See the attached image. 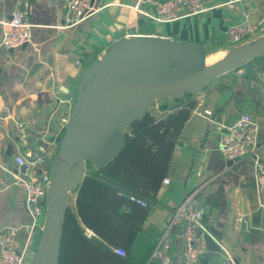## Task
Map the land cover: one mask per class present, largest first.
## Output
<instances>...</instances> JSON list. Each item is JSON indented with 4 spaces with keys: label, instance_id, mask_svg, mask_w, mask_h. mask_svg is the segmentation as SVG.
I'll use <instances>...</instances> for the list:
<instances>
[{
    "label": "crops",
    "instance_id": "1",
    "mask_svg": "<svg viewBox=\"0 0 264 264\" xmlns=\"http://www.w3.org/2000/svg\"><path fill=\"white\" fill-rule=\"evenodd\" d=\"M20 0H0V20L8 18ZM203 9L174 20H151L133 8V0H94L100 9L77 24L64 26L67 0H28L32 38L17 48L0 44V233L9 228L15 234L8 242L22 252L24 264H33L44 218L31 226L24 202V188L16 174L22 166L14 158L42 146L57 153L67 118L77 92L85 89L84 68L111 49L113 42L138 35H158L172 41L202 44L206 58L229 44L224 35L230 24L244 20L264 24V0H248L237 9L221 5L225 0H201ZM257 37V38H256ZM264 35H249L245 47ZM1 40V33H0ZM264 68V56L213 78L194 92L196 105L185 121L174 147L167 174L150 203L139 231L131 244L127 264H149L144 258L160 231L169 226L176 206L191 192L205 212L204 222L220 246V252L207 250V264H223L227 252L238 264H264V174L252 158L234 160L218 148V124L231 122L248 112L257 124L258 153L264 159V89L250 80ZM166 95L153 101L148 110L161 117L176 107ZM208 109L198 115L195 110ZM23 124L25 140L9 137L14 124ZM128 127H124L123 131ZM91 163L77 176L78 183ZM26 168L25 171H27ZM76 193L71 190L74 207ZM241 211L248 229H234V215ZM251 227L257 232H249ZM88 234L92 232L86 229ZM171 264H181L184 242L181 224L169 229ZM198 264H201L200 262Z\"/></svg>",
    "mask_w": 264,
    "mask_h": 264
},
{
    "label": "water",
    "instance_id": "2",
    "mask_svg": "<svg viewBox=\"0 0 264 264\" xmlns=\"http://www.w3.org/2000/svg\"><path fill=\"white\" fill-rule=\"evenodd\" d=\"M202 44L172 41L158 35H138L115 41L108 52L88 64L82 86L50 169L44 223L33 264H58L61 223L68 202V182L91 163L99 169L123 144V128L142 118L156 99H181L197 92L213 78L264 55V39L257 40L219 62L206 66ZM227 159V165H233ZM22 165L21 171H25ZM254 227L249 232H257ZM207 250L220 246L206 237ZM207 264V257L199 259ZM239 261L235 260V264Z\"/></svg>",
    "mask_w": 264,
    "mask_h": 264
},
{
    "label": "built area",
    "instance_id": "3",
    "mask_svg": "<svg viewBox=\"0 0 264 264\" xmlns=\"http://www.w3.org/2000/svg\"><path fill=\"white\" fill-rule=\"evenodd\" d=\"M63 14L64 26L79 23L84 18L97 12L100 7L94 0H67ZM248 0H225L221 5L229 10L237 9ZM133 8L141 15L151 20H174L187 14H193L203 9L201 0H133ZM248 12H244V20L230 24L224 38L229 44H239L252 34L257 26L248 21ZM0 44L4 48H17L31 40V22L29 19L28 0L18 1L10 11L9 17L0 20ZM250 85L257 90L264 89V68L257 72V77L250 80ZM198 115L210 114L208 109L195 110ZM220 131L218 148L228 158L241 160L252 158L259 173L264 174V159L258 153L257 124L248 112L239 114L231 122L218 124ZM26 129L20 122L14 124L9 137L12 140H25ZM36 152L27 155L17 154L14 158L18 166L26 165L27 171L21 175L16 174L24 188V202L30 217L31 226L37 225L39 216L45 217L46 194L50 182V169L53 156L42 146ZM26 170V169H25ZM163 178V182H167ZM145 205L143 200H138ZM177 208L174 209L170 225L160 231L148 257L149 264H171V243L169 229L172 224H181L184 242L181 264H198L199 259L206 254V237L213 238L210 227L204 222L205 212L200 207L196 191L189 193ZM248 220L244 213L237 212L233 218L234 229H248ZM15 234L14 228L0 233V264H24L22 252L8 245ZM114 251L120 255L124 249L115 247ZM223 264H235L234 259L225 252Z\"/></svg>",
    "mask_w": 264,
    "mask_h": 264
},
{
    "label": "trees",
    "instance_id": "4",
    "mask_svg": "<svg viewBox=\"0 0 264 264\" xmlns=\"http://www.w3.org/2000/svg\"><path fill=\"white\" fill-rule=\"evenodd\" d=\"M257 57L241 66L252 64ZM193 94L174 99L176 107L161 117L147 109L123 131L120 151L105 166L87 168L72 189L76 193L74 207L68 204L65 209L58 264H127L131 244L196 105ZM120 246L123 255L114 251Z\"/></svg>",
    "mask_w": 264,
    "mask_h": 264
},
{
    "label": "rangeland",
    "instance_id": "5",
    "mask_svg": "<svg viewBox=\"0 0 264 264\" xmlns=\"http://www.w3.org/2000/svg\"><path fill=\"white\" fill-rule=\"evenodd\" d=\"M250 35H255V36L264 35V24L257 25L255 31ZM242 48L243 46H241L240 43L233 45H226L218 51L211 52V54L207 57V61H209L208 62L209 64L215 63L221 60L222 58L237 52ZM70 201H71V190L68 191V202Z\"/></svg>",
    "mask_w": 264,
    "mask_h": 264
},
{
    "label": "bare ground",
    "instance_id": "6",
    "mask_svg": "<svg viewBox=\"0 0 264 264\" xmlns=\"http://www.w3.org/2000/svg\"><path fill=\"white\" fill-rule=\"evenodd\" d=\"M208 62H209V61H207V58H205V64H206V66H210V65L214 64V63L209 64ZM217 62H219V61H217ZM215 63H216V62H215ZM67 120H68V118H67ZM76 180H77V176L73 177V178L68 182V184H69L70 186H72V185H74V183L76 182Z\"/></svg>",
    "mask_w": 264,
    "mask_h": 264
}]
</instances>
